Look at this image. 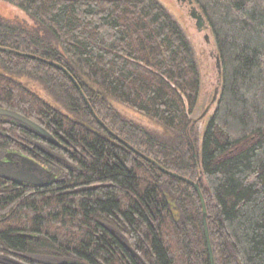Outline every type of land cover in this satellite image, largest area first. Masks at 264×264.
Returning <instances> with one entry per match:
<instances>
[{
  "label": "trees",
  "instance_id": "trees-1",
  "mask_svg": "<svg viewBox=\"0 0 264 264\" xmlns=\"http://www.w3.org/2000/svg\"><path fill=\"white\" fill-rule=\"evenodd\" d=\"M3 1L31 23L0 17V108L54 141L0 116V152L57 178L0 177V264H210L186 179L214 264H264V0H192L221 71L199 145V69L161 2Z\"/></svg>",
  "mask_w": 264,
  "mask_h": 264
},
{
  "label": "rangeland",
  "instance_id": "rangeland-1",
  "mask_svg": "<svg viewBox=\"0 0 264 264\" xmlns=\"http://www.w3.org/2000/svg\"><path fill=\"white\" fill-rule=\"evenodd\" d=\"M158 1L165 6L183 29L193 49L199 69L200 90L198 104L192 114L195 123L196 144L199 145L202 132L215 106V100H213L215 90H218L217 86L219 82L216 68L215 43L208 28L201 31L197 30L195 25L196 20L190 15L191 5L187 3V0ZM0 17L28 24L31 23V20L24 12L3 0H0Z\"/></svg>",
  "mask_w": 264,
  "mask_h": 264
},
{
  "label": "flooded vegetation",
  "instance_id": "flooded-vegetation-1",
  "mask_svg": "<svg viewBox=\"0 0 264 264\" xmlns=\"http://www.w3.org/2000/svg\"><path fill=\"white\" fill-rule=\"evenodd\" d=\"M184 1V0H182ZM192 12V11H191ZM190 12V15H191ZM196 22V21H195ZM37 137L41 138L37 141H30L27 143V147L31 149L32 147H42L41 151L46 152L47 154H51L49 151H44V144L52 143L54 141L51 139L50 135H38ZM56 144V141L54 142ZM61 145V144H58ZM0 163L1 166L8 169L12 173H16L17 176L14 177L13 180L19 184H29L31 186L36 187H45L54 183L56 181V173L52 170L51 166L48 163H45L42 160L36 158V155L31 152L25 153L23 150L18 148H10L5 151L0 152ZM17 178V179H16ZM26 178L31 183L20 182L18 179ZM33 182V183H32ZM36 183V184H35ZM65 258H56L55 260H41L45 261V264H62V261ZM40 260V259H35ZM37 262V261H35ZM31 264V263H26Z\"/></svg>",
  "mask_w": 264,
  "mask_h": 264
},
{
  "label": "water",
  "instance_id": "water-1",
  "mask_svg": "<svg viewBox=\"0 0 264 264\" xmlns=\"http://www.w3.org/2000/svg\"><path fill=\"white\" fill-rule=\"evenodd\" d=\"M192 3H193L192 0H188V4L191 5V11H192L191 12V17L196 20L195 25H196L197 30L201 31V30L207 29L208 26H207V24L205 22V19H204L203 15L201 14V12L195 6L192 5ZM216 68H217L218 82H219L221 71H220L218 56H216ZM217 92H218V90L216 89L215 90V94L213 96V100H216ZM0 116L16 120L22 126L27 127L29 129H31L32 131L38 132V133H40L42 135H46V136L48 135L47 132L45 130H43L38 124H36L35 122L31 121L30 119L24 117L23 115H21L19 113L14 112V111H11V110H8V109H4V108H0ZM193 154H195V153H193ZM15 176H17L16 173L10 172L8 169L2 167L1 163H0V177H3L5 179H14ZM18 180L20 182H24V183H31L26 178H24V179L21 178V179H18ZM186 180L189 181L193 185V187L196 190V192H197V194L199 196V199L201 201L202 212H203V226H204V233H205V241H206V245H207V251H208V255H209L210 264H214L213 254H212V250H211V246H210V242H209L208 230H207V225H206V220H205L206 209H205L204 200H203V197H202V194H201V191H200V188H199L198 184L196 182H193V181L189 180V179H186ZM39 261H41V260H39ZM42 262H45V261H42ZM6 264H26V263H22V262L17 261V260H8L6 262ZM62 264H84V263L81 262V261H78L76 259H64L62 261Z\"/></svg>",
  "mask_w": 264,
  "mask_h": 264
},
{
  "label": "bare ground",
  "instance_id": "bare-ground-1",
  "mask_svg": "<svg viewBox=\"0 0 264 264\" xmlns=\"http://www.w3.org/2000/svg\"><path fill=\"white\" fill-rule=\"evenodd\" d=\"M187 3H188V0H187ZM193 4V3H192ZM194 6V5H193Z\"/></svg>",
  "mask_w": 264,
  "mask_h": 264
}]
</instances>
